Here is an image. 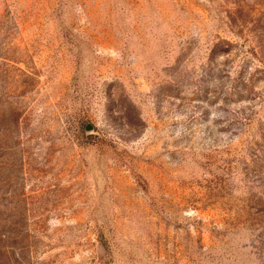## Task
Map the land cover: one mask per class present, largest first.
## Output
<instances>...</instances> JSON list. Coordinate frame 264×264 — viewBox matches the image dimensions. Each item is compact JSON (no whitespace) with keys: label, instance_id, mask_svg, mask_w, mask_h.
Masks as SVG:
<instances>
[{"label":"rangeland","instance_id":"374dc122","mask_svg":"<svg viewBox=\"0 0 264 264\" xmlns=\"http://www.w3.org/2000/svg\"><path fill=\"white\" fill-rule=\"evenodd\" d=\"M0 264H264V0H0Z\"/></svg>","mask_w":264,"mask_h":264},{"label":"water","instance_id":"95a60500","mask_svg":"<svg viewBox=\"0 0 264 264\" xmlns=\"http://www.w3.org/2000/svg\"><path fill=\"white\" fill-rule=\"evenodd\" d=\"M86 132H87V133H93V132H94V129H93L90 125H88V126L86 127Z\"/></svg>","mask_w":264,"mask_h":264}]
</instances>
